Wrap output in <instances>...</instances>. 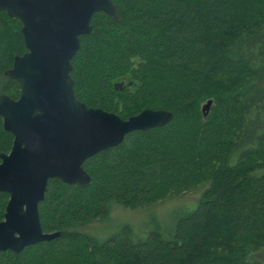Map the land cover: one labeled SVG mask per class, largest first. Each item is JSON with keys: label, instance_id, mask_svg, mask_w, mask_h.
<instances>
[{"label": "trees", "instance_id": "trees-1", "mask_svg": "<svg viewBox=\"0 0 264 264\" xmlns=\"http://www.w3.org/2000/svg\"><path fill=\"white\" fill-rule=\"evenodd\" d=\"M111 1L119 20L96 13L79 37L75 97L123 120L145 109L173 120L87 159L86 188L50 180L39 218L60 236L0 252V264H263L264 0ZM19 27L0 13V95L14 100L20 85L5 72L26 51ZM12 141L0 119V154ZM197 190L141 227L85 230L115 206L156 213ZM7 201L0 193V221Z\"/></svg>", "mask_w": 264, "mask_h": 264}, {"label": "water", "instance_id": "water-1", "mask_svg": "<svg viewBox=\"0 0 264 264\" xmlns=\"http://www.w3.org/2000/svg\"><path fill=\"white\" fill-rule=\"evenodd\" d=\"M0 12L21 23L26 50L5 72L19 83L18 98L0 95L3 129L13 137L9 153L0 154V193L8 195L0 252L18 254L60 236L44 233L39 218L50 180L88 187L92 181L82 167L87 159L118 146L130 133L166 126L173 113L145 109L123 120L75 97L70 62L79 37L93 32L96 13L119 20L111 0H0ZM211 103L203 105L204 115Z\"/></svg>", "mask_w": 264, "mask_h": 264}, {"label": "rangeland", "instance_id": "rangeland-1", "mask_svg": "<svg viewBox=\"0 0 264 264\" xmlns=\"http://www.w3.org/2000/svg\"><path fill=\"white\" fill-rule=\"evenodd\" d=\"M200 193V190L197 191H192L190 193H187L181 197H175L168 199L165 202H162L160 204H157L152 208L153 211L156 213H151L148 212L147 210H136V211H131L124 209L119 206H115L112 208L110 217L108 220L105 222H98L94 223L90 226H88L85 230L89 233L95 234V236H100L103 237L107 234H109L113 229H115L119 224L122 223H128V224H133L136 226L141 227L144 224V220H148L151 217L155 216L158 218L157 215H166L171 212L170 210L167 211V209L170 206H173L174 203H194L196 199L198 198ZM174 209V208H173ZM257 260L258 262H261L264 264V253L261 255H258Z\"/></svg>", "mask_w": 264, "mask_h": 264}, {"label": "flooded vegetation", "instance_id": "flooded-vegetation-1", "mask_svg": "<svg viewBox=\"0 0 264 264\" xmlns=\"http://www.w3.org/2000/svg\"><path fill=\"white\" fill-rule=\"evenodd\" d=\"M0 13H5V12H0ZM6 15V14H5ZM7 16V15H6ZM16 21H18V20H16ZM19 22V21H18ZM19 25H20V27H19V32H20V28H21V23L19 22ZM21 34V33H20ZM22 36V35H21ZM23 38V37H22ZM26 52V51H25ZM24 52V53H25Z\"/></svg>", "mask_w": 264, "mask_h": 264}]
</instances>
